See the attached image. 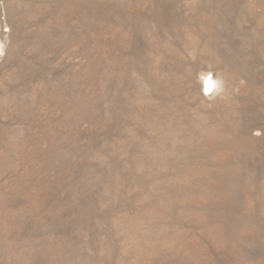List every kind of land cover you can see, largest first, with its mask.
Returning <instances> with one entry per match:
<instances>
[{"label":"rangeland","instance_id":"1","mask_svg":"<svg viewBox=\"0 0 264 264\" xmlns=\"http://www.w3.org/2000/svg\"><path fill=\"white\" fill-rule=\"evenodd\" d=\"M0 47V264H264V0H0Z\"/></svg>","mask_w":264,"mask_h":264},{"label":"clouds","instance_id":"2","mask_svg":"<svg viewBox=\"0 0 264 264\" xmlns=\"http://www.w3.org/2000/svg\"><path fill=\"white\" fill-rule=\"evenodd\" d=\"M0 55H3V49L0 47ZM198 82L201 85V91L205 96L219 93L222 90V81L219 77L214 78L212 72H201L198 76Z\"/></svg>","mask_w":264,"mask_h":264}]
</instances>
